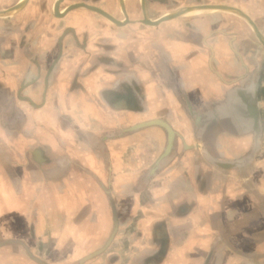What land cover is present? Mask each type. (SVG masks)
Wrapping results in <instances>:
<instances>
[{"label": "crops", "instance_id": "obj_1", "mask_svg": "<svg viewBox=\"0 0 264 264\" xmlns=\"http://www.w3.org/2000/svg\"><path fill=\"white\" fill-rule=\"evenodd\" d=\"M17 2L0 5V264H264V81L242 64L264 49L236 16L264 34V0Z\"/></svg>", "mask_w": 264, "mask_h": 264}, {"label": "rangeland", "instance_id": "obj_2", "mask_svg": "<svg viewBox=\"0 0 264 264\" xmlns=\"http://www.w3.org/2000/svg\"><path fill=\"white\" fill-rule=\"evenodd\" d=\"M7 1H12V0H0V5H2L3 3L7 2ZM231 7H227V9H230ZM233 10V9H232ZM236 15V14H235ZM238 18H240L241 20H244L245 22H247V24L252 28L251 31V36L253 35L254 40H248L250 42H253V45L250 47H248V51H261L262 49H264V34L261 33V30L257 27V24L253 21V19L250 17V19L254 22V24L257 27L254 28L249 21L244 17L245 15L242 14V12L240 13V15H236ZM262 30H264V28H262ZM260 33V34H258ZM249 44V43H248ZM254 58L255 55H254ZM259 58V57H258ZM259 60V61H258ZM244 63H242L246 68H248V70L250 71L251 68L254 70V73H256V75L258 76V81L259 84L261 83V81H264V60L262 59H257V60H253L252 62L249 60H245L244 57Z\"/></svg>", "mask_w": 264, "mask_h": 264}, {"label": "bare ground", "instance_id": "obj_3", "mask_svg": "<svg viewBox=\"0 0 264 264\" xmlns=\"http://www.w3.org/2000/svg\"><path fill=\"white\" fill-rule=\"evenodd\" d=\"M61 1L62 0H55V2H54V4H53V12L55 13V14H58V13H60V12H63V11H61V9H59V6H60V3H61ZM120 1H123V0H120ZM128 1V0H127ZM26 2V0H18V2H17V4L16 5H18V6H20V5H22L23 3H25ZM80 5V4H79ZM120 6V5H119ZM121 7V6H120ZM192 7V8H191ZM88 8V7H87ZM202 8V7H201ZM201 8H198V7H193V6H185V7H183L181 10H179L180 11V13L181 12H185V11H187V12H185V13H183L181 16H183V17H190V16H193L195 13H197L198 14V12L200 13V12H213V9H211V8H209V7H205L204 9H201ZM178 11V12H179ZM122 12V11H121ZM239 13H241L240 11H238ZM172 13H170V12H167L166 11V13L165 12H163V13H161V14H159V16L157 17V20H161V19H163V18H167L168 16H172L171 15ZM243 14V13H242ZM57 16V15H56ZM245 18H246V16H244ZM247 19V18H246ZM115 20L116 19H114V20H110L111 22H114L115 23ZM153 20V19H152ZM164 20V19H163ZM248 20V19H247ZM117 21V20H116ZM153 21H156L155 19L153 20ZM249 21V20H248ZM249 23L253 26V24L249 21ZM158 25V24H157ZM254 27V26H253ZM218 47H220V46H218ZM219 51V50H218ZM221 51V50H220ZM175 52V51H174ZM253 84V83H252ZM250 85V84H249ZM249 88H251L250 86L248 87V89ZM150 92V91H149ZM245 92V91H244ZM247 93V92H246ZM238 95H239V92H238ZM248 96V95H247ZM237 97V96H236ZM235 97V98H236ZM240 97V96H239ZM240 101V100H239ZM238 101V102H239ZM249 101V100H248ZM236 102V101H235ZM243 103H246L247 104V102H245V101H243ZM251 103V102H250ZM241 104V103H240ZM235 105H236V112L237 113H241L242 112V115H245V116H247L245 113L243 114V108H244V106L243 107H241L239 104H236L235 103ZM245 105V104H244ZM234 106V105H233ZM246 106H248V105H246ZM204 107V106H203ZM233 108V107H232ZM247 108V107H246ZM245 109V108H244ZM234 110V109H233ZM247 110V109H246ZM248 111V110H247ZM249 113V112H248ZM233 114V113H232ZM250 114V113H249ZM231 115V114H230ZM235 115V114H234ZM241 114H240V116H242ZM233 116V115H232ZM239 116V117H240ZM204 117V116H203ZM257 117V116H256ZM255 117V118H256ZM238 118V117H237ZM241 119V118H240ZM244 119V118H243ZM257 120H258V117L255 119V124L257 123ZM257 128L258 129H260V123H259V121H258V125H257ZM202 135V134H201ZM256 137V136H255ZM254 141V140H253ZM253 141H252V143H253ZM257 141V140H256ZM255 142V141H254ZM251 143V145H254V143L252 144ZM251 148V147H250ZM170 149V148H169ZM253 151V150H252ZM252 154H254V152H252ZM251 155V154H250ZM248 158V157H247ZM251 158V157H250ZM231 165V164H230ZM233 165V164H232ZM235 165V164H234ZM238 165H239V163H238Z\"/></svg>", "mask_w": 264, "mask_h": 264}, {"label": "water", "instance_id": "obj_4", "mask_svg": "<svg viewBox=\"0 0 264 264\" xmlns=\"http://www.w3.org/2000/svg\"><path fill=\"white\" fill-rule=\"evenodd\" d=\"M24 4V3H23ZM22 4V5H23ZM22 5H20V6H18V5H15L12 9L13 10H16V9H18V8H20ZM82 5H84V6H86V7H88V8H90V9H92V10H95V11H98V12H100V13H103L105 16H107L108 18H110V19H112V20H114V18L110 15V14H108L106 11H104L103 9H101V8H99V7H97V6H91V5H88V4H82ZM227 7V6H226ZM237 9V8H236ZM239 11H241V10H239ZM242 12V11H241ZM245 16H246V18L253 24V26H254V28H256V30H257V27H256V25L254 24V22L250 19V17L247 15V14H245L244 12H242ZM175 15H178L177 13L175 14ZM168 17H170V16H168ZM167 17V18H168ZM163 19H165V18H163ZM115 22H117L116 20H115ZM146 22H148V23H150V24H159V21L157 20V21H153V20H146ZM258 34H260V33H258ZM165 126L167 127V129H169V127L165 124Z\"/></svg>", "mask_w": 264, "mask_h": 264}]
</instances>
